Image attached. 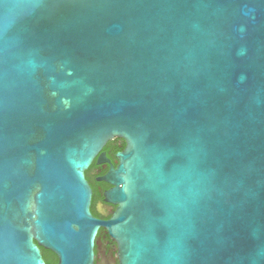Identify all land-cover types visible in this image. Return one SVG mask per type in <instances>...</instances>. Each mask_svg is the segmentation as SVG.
I'll return each mask as SVG.
<instances>
[{
    "label": "water",
    "instance_id": "obj_1",
    "mask_svg": "<svg viewBox=\"0 0 264 264\" xmlns=\"http://www.w3.org/2000/svg\"><path fill=\"white\" fill-rule=\"evenodd\" d=\"M101 226L121 264H264V0H0V264H94Z\"/></svg>",
    "mask_w": 264,
    "mask_h": 264
},
{
    "label": "flooded vegetation",
    "instance_id": "obj_2",
    "mask_svg": "<svg viewBox=\"0 0 264 264\" xmlns=\"http://www.w3.org/2000/svg\"><path fill=\"white\" fill-rule=\"evenodd\" d=\"M126 146L127 143L122 138L109 141L101 152L105 154L102 162L99 163L97 157L85 172V178L92 190L90 212L97 221L107 222L116 219L118 205L107 201V193L113 189V186L107 183L104 177L112 168H118L119 155L125 151ZM40 250L43 259L45 254H53L42 247ZM94 254V264H121L119 241L103 226L99 227L95 237ZM53 255L57 258L55 254Z\"/></svg>",
    "mask_w": 264,
    "mask_h": 264
},
{
    "label": "trees",
    "instance_id": "obj_3",
    "mask_svg": "<svg viewBox=\"0 0 264 264\" xmlns=\"http://www.w3.org/2000/svg\"><path fill=\"white\" fill-rule=\"evenodd\" d=\"M44 260L46 264H57L58 263V259L53 254H45Z\"/></svg>",
    "mask_w": 264,
    "mask_h": 264
}]
</instances>
